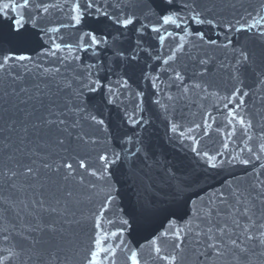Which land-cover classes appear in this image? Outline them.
<instances>
[{"label": "snow or ice", "instance_id": "snow-or-ice-1", "mask_svg": "<svg viewBox=\"0 0 264 264\" xmlns=\"http://www.w3.org/2000/svg\"><path fill=\"white\" fill-rule=\"evenodd\" d=\"M230 6L231 18L215 0H0V264H264V163L255 166L264 159V124L254 123L246 103L264 101V59L257 70L232 35L264 41V0L252 11L242 0ZM129 33L134 46L122 49ZM148 35L154 45H145ZM105 50L126 70L106 67ZM217 50L231 52L228 64ZM141 53L151 61L141 78L169 141L206 171H246L193 199L186 194L198 187L196 176L177 180L165 168L171 196L156 209L158 226L133 244L125 233L137 218L123 208L117 219L106 213L116 207L121 177L140 179L138 162L159 164L143 135L151 123L145 93L129 83ZM211 65L228 72L223 94L209 79ZM209 98L216 115L198 103ZM185 100L198 103L200 122L171 115ZM212 132L220 145L205 150L201 141ZM84 199L93 205L87 214Z\"/></svg>", "mask_w": 264, "mask_h": 264}, {"label": "water", "instance_id": "water-1", "mask_svg": "<svg viewBox=\"0 0 264 264\" xmlns=\"http://www.w3.org/2000/svg\"><path fill=\"white\" fill-rule=\"evenodd\" d=\"M217 4V11L225 16L231 18L233 9L231 4L235 0H215ZM244 6L249 11L253 10V7L259 5L261 0H242ZM239 7V6H238ZM243 9H240L242 12ZM71 31V30H69ZM233 46L240 48L245 47L256 63L253 65L257 70L261 66V61L264 59V41L252 33L241 32L233 33ZM136 36L134 33H129L126 37H123L119 42V46L122 49H128L130 46H134ZM145 45H154L156 42L150 38V35L144 37ZM215 55L219 62L228 64L232 59L230 51L217 50ZM87 59V56H85ZM101 59L104 60L105 66H111L113 71L120 73L126 70L124 62L113 57L111 50H105L101 53ZM137 63V62H134ZM147 63L151 61L146 57L144 53H141V57L138 61V66L135 73L129 71V75H132V79L129 81L132 87L136 90H142L145 93L144 96V113L143 115L150 119L151 123L143 132L145 143L148 145L149 152L153 159L158 160L159 164L152 167H147L143 164H139L141 169L139 175L140 179H127L121 177L122 183L118 184L117 187L120 189L119 198L114 207L109 213H106L110 218L117 219L119 216V208L125 210V215L131 213L132 216L137 218V223L133 226V229H129L125 233L126 238L135 244L137 241L140 243L144 242V238L148 237L153 228L158 226L160 217L156 213V209L160 207L165 201L171 196V188L168 186L169 182L165 175L164 169L167 167H173L176 170L177 180L185 179L186 177L196 176L199 180V185L196 188L191 189L186 195L191 196L193 199L196 198V192L203 195L205 191H211L215 187H219L220 183L225 179H232L236 176L245 175V169L236 165L235 167L226 166L223 170L219 171H206L202 164H197L192 154L184 149L178 142L169 141L168 133L166 131V123L162 116L158 114L156 106L151 103L153 97V90L150 87L148 81H144L141 78L140 68L145 67ZM155 67V65H154ZM212 75L209 79L213 84L224 93L226 88L231 86V82L228 80L227 70H217L215 65H211ZM108 73H101L106 75ZM115 78V77H113ZM256 76L251 69L246 70L245 80L248 85L255 89ZM193 100H196L193 97ZM129 109L132 107L131 101H126ZM203 103L208 111H213V114L217 113L213 109V104L216 103L214 98L208 100L199 101ZM198 103L193 101H180L176 105L175 111L171 114L176 119H183L185 123L192 121L200 122L202 120V110L198 107ZM248 109L254 117L255 124H264V101H261L259 96H251L246 98ZM107 115L116 124L119 123V113L114 107L109 108ZM130 131V130H129ZM259 128H257V132ZM221 138L212 132L209 137H205L201 144L205 150L214 151L220 145ZM152 164V161H148ZM260 163H264V159L259 162H255V166L258 168ZM252 166H249L247 171H251ZM88 194L85 193L84 196ZM99 198H97L98 200ZM93 205L88 202L87 199L83 200L81 208L85 214L92 209ZM132 216L128 218L132 219ZM111 230H115V226H109ZM122 259V257H121ZM119 264V260H118Z\"/></svg>", "mask_w": 264, "mask_h": 264}]
</instances>
